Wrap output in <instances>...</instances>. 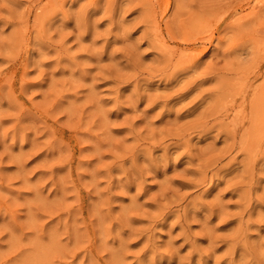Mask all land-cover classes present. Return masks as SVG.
I'll list each match as a JSON object with an SVG mask.
<instances>
[{
  "label": "rangeland",
  "instance_id": "1",
  "mask_svg": "<svg viewBox=\"0 0 264 264\" xmlns=\"http://www.w3.org/2000/svg\"><path fill=\"white\" fill-rule=\"evenodd\" d=\"M0 264H264V0H0Z\"/></svg>",
  "mask_w": 264,
  "mask_h": 264
}]
</instances>
